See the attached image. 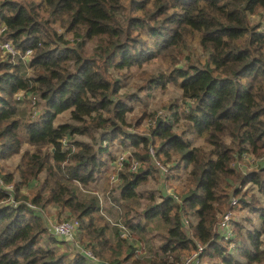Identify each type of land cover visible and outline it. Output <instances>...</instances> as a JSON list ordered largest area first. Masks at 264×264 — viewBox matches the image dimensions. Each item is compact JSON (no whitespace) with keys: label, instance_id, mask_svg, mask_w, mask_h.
Wrapping results in <instances>:
<instances>
[{"label":"trees","instance_id":"obj_1","mask_svg":"<svg viewBox=\"0 0 264 264\" xmlns=\"http://www.w3.org/2000/svg\"><path fill=\"white\" fill-rule=\"evenodd\" d=\"M0 24L20 51L0 56V160L19 153L11 170L0 162V182L12 185H0V264H182L199 244V264H264V164L245 159L264 155V0H0ZM152 59L163 68L138 88L171 82L183 104L130 123L137 95L121 91L122 70ZM18 90L37 97L34 116L16 115ZM64 110L68 119L54 123ZM145 115L147 128L134 129ZM113 145L127 151L119 168ZM149 145L176 179L172 194L139 187L158 174ZM113 171L106 197L130 238L84 188ZM48 205L78 220L73 239L45 224ZM237 207L257 213L258 225L235 218ZM227 210L225 236L217 225Z\"/></svg>","mask_w":264,"mask_h":264},{"label":"rangeland","instance_id":"obj_2","mask_svg":"<svg viewBox=\"0 0 264 264\" xmlns=\"http://www.w3.org/2000/svg\"><path fill=\"white\" fill-rule=\"evenodd\" d=\"M194 44V43H193ZM195 52L198 51V47L195 48ZM6 54L4 52H2L0 50V56H5ZM27 54H23L21 55L20 59L21 60H27L28 59ZM18 57H15L14 61H18ZM163 68V63L161 61H159L158 59H152L148 62H144L142 63L140 66H136V67H130L129 69H123L122 70V76H121V91H126L129 93H134L137 95V98L134 99L132 101V109L127 112L126 114V119L128 120V122L132 123L135 118L137 116L140 115L142 110H145L148 113H153L154 111H156V113L158 112H162V110L164 109L163 105L166 102L169 101H179L180 97H179V89L177 88L176 85L172 84L171 82H167L163 88L160 87H153L150 89H145V88H138L139 85L144 84L146 78L148 77V74L150 73H155L158 69ZM27 71L29 72V69H27ZM20 91L18 90V92H15L13 95V98L15 100H18L16 102L17 104V111H16V115L18 117H22L25 118L27 116L32 117L35 115V113L38 112V110L41 109V105L40 103L37 101V97L35 95L32 96L31 92L26 93L25 97H23L22 99L19 98L20 96ZM18 95V97H17ZM180 104L182 105V101H179ZM32 112V113H31ZM151 116V115H149ZM148 115H145L144 118H142L139 122V125L137 128V130L143 131L147 128V125H149V117ZM68 119V110H64L60 113H58L55 117L53 122L57 123V122H62L64 120ZM152 120V119H151ZM181 122V120L179 121ZM174 126L178 127L180 126V123H176L174 124ZM129 130L133 129V126L130 125L128 127ZM194 144H200L202 143V140L200 138L194 139L193 141ZM27 145L24 143L22 144L21 149L23 150L24 148H26ZM111 149H114V152L116 153H120V150L124 149L121 146H115L113 145L111 147ZM123 151V150H122ZM124 153V152H123ZM19 159V153L17 154H13L7 158L1 159L0 162L3 165L4 169L6 170H11L13 169V167L15 166V164L17 163ZM244 163V162H242ZM138 168V167H137ZM136 168V169H137ZM135 169V170H136ZM164 173V172H163ZM162 172L156 175V179L154 181L153 178H147V180L140 184V188L143 187H156L158 189H160L162 191V193H174V185L177 186L176 184V179L173 178L172 176L166 173L163 174ZM180 173H182V171H180ZM166 174V175H165ZM178 183V182H177ZM32 184V183H31ZM112 182L106 177V175H103L102 178L98 179V180H94L91 181L90 183H88L86 186H84V188L86 190H91L93 191L97 196L98 199L100 201V205H101V212L109 219L110 221V225L114 226V228L117 229L118 231V236L121 238H130L128 236V230L127 228L115 223L117 222V219L115 217V214L117 216L116 213V207L111 205L106 197L107 194V190L110 188ZM0 185H2L1 187L6 189L7 191H10L12 188L11 184L8 183H1ZM248 187L250 189H254V187L252 185H250L249 183L245 184L243 188ZM25 190V189H24ZM25 192V191H24ZM261 202L264 204V197H260ZM245 215H248L251 218V224L249 223H245L246 226L248 227H255L258 225L259 223V219L257 216V213H252V212H248V210L245 208H236L235 211L233 212V216L235 218H239V217H243ZM68 216L65 215V213H60V214H55V218L49 215H44V220H45V224L51 228V226L58 222L59 220L66 218ZM151 224H154L153 222ZM158 225V224H157ZM163 230V225L161 223H159V225L157 227H153L152 229H150V231L146 234L148 236H150L148 243L154 244L156 245L158 243V241L161 238V233ZM74 236L72 238H65L66 240H71L73 239ZM75 246L78 248V250L83 253L82 251V246L78 247L79 242H77V240H73ZM147 244V243H146ZM80 246V245H79ZM135 247V246H134ZM144 248L143 246H137L135 247V253L137 255L142 254L144 252ZM146 249V248H145ZM146 251V250H145ZM84 254V253H83ZM95 256V255H94ZM95 259L97 260L96 263H101L97 257L95 256ZM205 258L203 257L200 262H202ZM104 264V262H103ZM110 264V263H108ZM128 264V263H125ZM192 264V263H190ZM199 264V261H198Z\"/></svg>","mask_w":264,"mask_h":264},{"label":"built area","instance_id":"obj_3","mask_svg":"<svg viewBox=\"0 0 264 264\" xmlns=\"http://www.w3.org/2000/svg\"><path fill=\"white\" fill-rule=\"evenodd\" d=\"M3 30V26L0 24V34ZM0 49L2 52H8L10 53L12 56L14 55H18V53H20V51L18 49H16L11 41L7 38H3V37H0ZM23 54H27L29 55L30 54V49L27 48L23 51ZM18 92V91H17ZM23 96V93L22 91H20V96L19 98H21ZM33 96V95H32ZM18 97V95H17ZM124 152V153H123ZM123 152H120L116 158L112 161V165L115 167V168H119L122 166L123 164V160L127 157V151H123ZM148 152L151 156V160H152V163L153 165L157 168L158 172L159 173H166L167 172V166H168V163H161L160 161H158L154 156H153V150H152V147L149 145L148 146ZM245 159H247L248 161V164H255V162H260L262 164H264V155H262L260 158H253L251 156H247ZM138 167V161L132 159L130 161V164H129V169H132V170H135L136 168ZM163 173V174H164ZM108 179L110 181H114L117 179V173L116 171H113L111 173L108 174ZM234 198H231L230 199V203L233 204L234 202ZM30 206L33 207L32 204L28 203ZM232 213L227 210L226 212H224L222 214V217L220 218L219 222H218V227H220L222 233L225 235V236H228L229 233H230V218L229 216L231 215ZM78 220L74 217H66V218H63L61 220H59L58 222L54 223L50 230L55 233L56 235L58 236H62L63 238H72L74 236V233L78 227ZM78 242V241H77ZM78 247H81L78 245ZM82 248V251L84 253V256L90 261V262H94L96 263L97 260L95 259V256L94 254L87 248H84V247H81ZM202 246L199 244L197 245V248L196 250L190 252L188 255H186L184 258H183V263L182 264H198V259H197V254L198 252L201 250ZM104 264H108V263H104Z\"/></svg>","mask_w":264,"mask_h":264},{"label":"crops","instance_id":"obj_4","mask_svg":"<svg viewBox=\"0 0 264 264\" xmlns=\"http://www.w3.org/2000/svg\"><path fill=\"white\" fill-rule=\"evenodd\" d=\"M103 175H106V173L105 172L101 173L100 177H98L95 180H98L99 178L101 179ZM55 211H56V207L54 205H48L45 209L44 215H49L55 218V214H56Z\"/></svg>","mask_w":264,"mask_h":264}]
</instances>
